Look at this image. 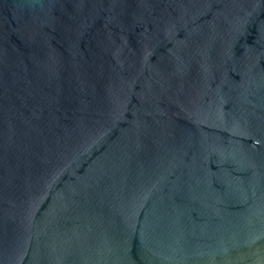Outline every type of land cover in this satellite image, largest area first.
<instances>
[{
	"label": "water",
	"instance_id": "obj_1",
	"mask_svg": "<svg viewBox=\"0 0 264 264\" xmlns=\"http://www.w3.org/2000/svg\"><path fill=\"white\" fill-rule=\"evenodd\" d=\"M0 264H264V0H0Z\"/></svg>",
	"mask_w": 264,
	"mask_h": 264
}]
</instances>
